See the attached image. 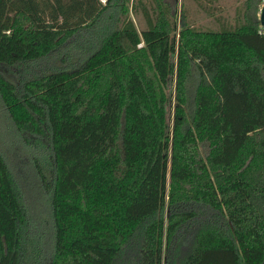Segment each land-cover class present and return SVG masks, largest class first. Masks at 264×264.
I'll list each match as a JSON object with an SVG mask.
<instances>
[{"label":"trees","instance_id":"trees-1","mask_svg":"<svg viewBox=\"0 0 264 264\" xmlns=\"http://www.w3.org/2000/svg\"><path fill=\"white\" fill-rule=\"evenodd\" d=\"M127 1L0 0V108L52 215L47 253L0 149V264H264L262 0L217 30L136 0L141 32Z\"/></svg>","mask_w":264,"mask_h":264},{"label":"rangeland","instance_id":"rangeland-1","mask_svg":"<svg viewBox=\"0 0 264 264\" xmlns=\"http://www.w3.org/2000/svg\"><path fill=\"white\" fill-rule=\"evenodd\" d=\"M104 2L105 0H101ZM136 0H128L127 5L130 8L127 17L134 22L138 32L146 28V21L143 15L142 7L135 3ZM148 3L149 0H142ZM176 11L178 27L181 20L185 18L191 22L197 29L217 30L221 24L234 25L237 19L238 10L241 7L242 0H160ZM155 3V1H153ZM152 2V4H154ZM183 3V6L181 5ZM136 4V9L134 5ZM162 5V3H161ZM132 7V8H131ZM153 7V5H152ZM182 7V9H181ZM51 55L47 60L57 62L59 59ZM63 62V61H62ZM34 65L27 67L26 70L13 71L7 76L17 80L35 75ZM7 74L1 69V73ZM35 72V73H34ZM166 91L171 96L174 93V77L171 84L166 87ZM173 98V97H172ZM174 102V101H172ZM36 140V141H35ZM44 141L33 139L31 134L21 133L13 127L5 117L0 108V149L6 156L9 167L18 183L22 194L25 196L27 212L29 218V230L36 243L43 247L47 253L52 248V215L50 209V192L45 187L44 180L40 178L38 167L46 178L50 177L49 167L46 168L42 161H37V146H42ZM37 143V144H36ZM36 163V164H34ZM39 168V169H40ZM37 170V171H36Z\"/></svg>","mask_w":264,"mask_h":264},{"label":"water","instance_id":"water-1","mask_svg":"<svg viewBox=\"0 0 264 264\" xmlns=\"http://www.w3.org/2000/svg\"><path fill=\"white\" fill-rule=\"evenodd\" d=\"M258 16H259L260 26L264 27V4L260 7Z\"/></svg>","mask_w":264,"mask_h":264},{"label":"built area","instance_id":"built-area-1","mask_svg":"<svg viewBox=\"0 0 264 264\" xmlns=\"http://www.w3.org/2000/svg\"><path fill=\"white\" fill-rule=\"evenodd\" d=\"M264 4V0H262V4H261V6ZM260 32H264V27H262L261 26V28H260Z\"/></svg>","mask_w":264,"mask_h":264},{"label":"crops","instance_id":"crops-1","mask_svg":"<svg viewBox=\"0 0 264 264\" xmlns=\"http://www.w3.org/2000/svg\"><path fill=\"white\" fill-rule=\"evenodd\" d=\"M102 2V1H101ZM103 3V2H102Z\"/></svg>","mask_w":264,"mask_h":264}]
</instances>
